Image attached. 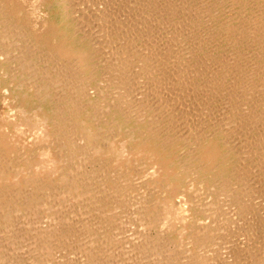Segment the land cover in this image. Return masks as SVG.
<instances>
[{"label": "bare ground", "instance_id": "bare-ground-1", "mask_svg": "<svg viewBox=\"0 0 264 264\" xmlns=\"http://www.w3.org/2000/svg\"><path fill=\"white\" fill-rule=\"evenodd\" d=\"M56 2L62 35L0 0L36 103L28 142L0 126V264H264V0Z\"/></svg>", "mask_w": 264, "mask_h": 264}, {"label": "rangeland", "instance_id": "rangeland-1", "mask_svg": "<svg viewBox=\"0 0 264 264\" xmlns=\"http://www.w3.org/2000/svg\"><path fill=\"white\" fill-rule=\"evenodd\" d=\"M15 2H16V4L19 6V7H21V8H23L22 10V13L27 17V20L29 21V24H31V26L33 25V23H35V21L37 22V24L38 25H41L42 24V19L44 20V22H43V25H42V28H44V29H46V30H48V31H52V32H54L53 34H55V33H57L58 35H62V33H63V29H64V25H63V20H62V16H61V14H60V11H61V9H60V3H57L56 1L57 0H50L49 2H48V4H50L51 5V7L50 8H48L49 10H45V8H44V5L43 4H40V2H39V4H38V0H14ZM23 6V7H22ZM33 7H36V8H38V9H40V10H42L41 11V13L43 12V10H44V13L42 14L43 16H44V18H43V16L41 17V18H35V17H33V15L30 17V15H31V13H30V11H32L33 10ZM30 10V11H29ZM47 21V22H46ZM52 25H53V27H52ZM50 29V30H49ZM74 30V28H71V31H73ZM56 31V32H55ZM74 41H76V40H74ZM4 79H6L5 78V76H1L0 75V126H2L3 125V127L6 129V133L7 134H9L11 137H15V139H17L18 140V142H23V141H25V143L26 142H28L31 138H32V136L33 135H35V134H33V133H31V131L32 132H34L35 131V128H34V118L32 117L33 116V111H34V108H35V105H36V103H35V101H34V99L33 98H28V97H24L23 96V93H21V92H17L16 94H14V93H12V91L11 90H14V88H12L11 86H10V84H8L7 82H5L4 81ZM5 90V91H4ZM2 96V97H1ZM6 99V100H5ZM13 99V100H12ZM4 100V101H3ZM2 101L4 102V103H2ZM7 101V102H6ZM19 103V104H18ZM7 104V105H6ZM17 104L18 105H20V106H24L25 107V109H26V113L25 114H23V115H19V113H16V107H17ZM12 108V109H11ZM3 110V111H2ZM12 110V111H11ZM9 111V112H8ZM13 112V113H12ZM31 112V114H29ZM4 113V114H3ZM6 114V115H5ZM32 115V116H31ZM19 118V119H18ZM33 120H32V119ZM6 120L7 121H9V122H11V124L9 123V122H6ZM17 120V121H16ZM26 120L27 121H29L28 123L26 122ZM23 121V122H22ZM26 123H25V122ZM31 121V122H30ZM2 122H3V124H2ZM5 122H6V124H5ZM13 122V123H12ZM14 122H15V124H14ZM20 122V123H19ZM31 124V125H30ZM18 125L19 126H22V127H18ZM24 125H25V128H24ZM28 125V126H27ZM33 125V126H32ZM7 126V127H6ZM12 126V127H11ZM17 127V128H16ZM31 127V128H30ZM21 128V129H20ZM27 128H29L30 130V133H29V131H28V129ZM124 128V127H123ZM10 129V130H9ZM8 130V131H7ZM16 130H18V131H16ZM22 132H21V131ZM27 130V131H26ZM10 131H14V132H12V134H11V132ZM9 132V133H8ZM20 132V133H19ZM27 134H29V136L27 135ZM15 135V136H14ZM19 135V136H18ZM32 135V136H31ZM31 136V137H30ZM22 137V138H21ZM23 137H25V139L23 138ZM30 137V138H29ZM126 137V136H125ZM117 137H115V139H116ZM29 139V140H28ZM123 141V140H125V138H124V135H122L121 137H118V139H116V143L115 144H117L118 142H120L121 140ZM127 140H128V138H126ZM115 141V140H114ZM24 143V142H23ZM115 144H113V147H114V149H115V147L117 148V145H115ZM115 145V146H114ZM113 147H112V149H113ZM118 147H119V145H118ZM108 152V153H107ZM104 151V153H106V155H107V157L109 158L110 157V162L112 163V161H113V164H111V166L112 167H114L115 166V160H114V155H111L110 153H111V151ZM113 158V160L111 161V159ZM196 186H198V185H191V188L192 189H189V188H187V189H185L184 190V192H183V194H178L179 196L180 195H182V196H178V195H176V197H175V199H180L181 197H182V201H183V199H184V202L186 201V202H188V203H190V202H193L192 200L194 199V196H196V199H198V198H200L199 200H198V202L200 203V200H202V201H206V200H209V199H214L215 198V192L212 190V191H210L209 190V192L207 193V192H205V193H207V194H205L204 193V191H205V189L206 188H204V189H197L198 187H196ZM193 189H196L195 191H193ZM200 191V192H199ZM197 192V193H196ZM134 193H135V191H134ZM134 193H132V195H134ZM190 196H189V195ZM199 194V195H198ZM203 194V195H202ZM193 195V196H192ZM207 195H210V196H207ZM212 195L214 196V197H212ZM135 196V195H134ZM178 196V197H177ZM189 196V197H188ZM210 197V198H209ZM187 198V199H186ZM204 198V199H203ZM183 203V202H182ZM187 204V203H186ZM186 204L184 205V206H186ZM127 208H125V210H126ZM194 210H193V212H197V213H199L200 211H198V210H200L201 208H200V206H198V207H194L193 208ZM198 209V210H197ZM127 210H129V209H127ZM125 211V212H118L116 215H114L116 218H117V220H122L121 222H123V221H127V222H129V219H130V223L132 222V219H131V217H130V212L128 213V211ZM130 211V210H129ZM195 212V213H196ZM123 213L125 214V215H123ZM126 213H128L127 215H126ZM118 216V217H117ZM126 216V217H125ZM130 217L129 219H128V217ZM120 217H122V218H120ZM124 218H126V219H128V220H126V219H124ZM176 236V235H175Z\"/></svg>", "mask_w": 264, "mask_h": 264}]
</instances>
